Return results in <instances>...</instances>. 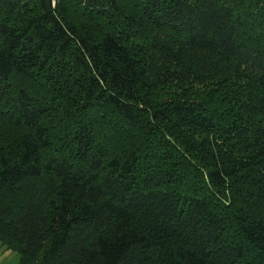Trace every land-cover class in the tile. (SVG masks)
Segmentation results:
<instances>
[{
    "label": "trees",
    "instance_id": "1",
    "mask_svg": "<svg viewBox=\"0 0 264 264\" xmlns=\"http://www.w3.org/2000/svg\"><path fill=\"white\" fill-rule=\"evenodd\" d=\"M0 248L264 264V0H0Z\"/></svg>",
    "mask_w": 264,
    "mask_h": 264
},
{
    "label": "rangeland",
    "instance_id": "2",
    "mask_svg": "<svg viewBox=\"0 0 264 264\" xmlns=\"http://www.w3.org/2000/svg\"><path fill=\"white\" fill-rule=\"evenodd\" d=\"M17 254L10 250H0V264H17Z\"/></svg>",
    "mask_w": 264,
    "mask_h": 264
},
{
    "label": "crops",
    "instance_id": "3",
    "mask_svg": "<svg viewBox=\"0 0 264 264\" xmlns=\"http://www.w3.org/2000/svg\"><path fill=\"white\" fill-rule=\"evenodd\" d=\"M0 250H2V249L0 248Z\"/></svg>",
    "mask_w": 264,
    "mask_h": 264
}]
</instances>
